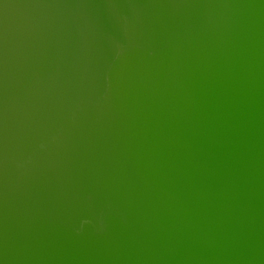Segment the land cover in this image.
Here are the masks:
<instances>
[{
    "label": "water",
    "instance_id": "95a60500",
    "mask_svg": "<svg viewBox=\"0 0 264 264\" xmlns=\"http://www.w3.org/2000/svg\"><path fill=\"white\" fill-rule=\"evenodd\" d=\"M24 1L16 19L4 2L0 15V264L61 262L58 236L39 221L65 210L84 218L88 162L123 164L127 113L194 132L208 96L246 121L264 115V0H240L235 23L224 16L222 45L157 69L125 31L122 0Z\"/></svg>",
    "mask_w": 264,
    "mask_h": 264
},
{
    "label": "bare ground",
    "instance_id": "6f19581e",
    "mask_svg": "<svg viewBox=\"0 0 264 264\" xmlns=\"http://www.w3.org/2000/svg\"><path fill=\"white\" fill-rule=\"evenodd\" d=\"M239 1L122 0L123 26L157 69L198 45H222L221 22L226 14L238 21ZM3 2L7 22L14 5L25 6L0 0V15ZM208 101L210 116L194 132L166 126L159 114L127 113L130 143L115 153L123 164L88 162L84 218L64 209L39 221L62 246L55 264H264V115L246 121Z\"/></svg>",
    "mask_w": 264,
    "mask_h": 264
}]
</instances>
